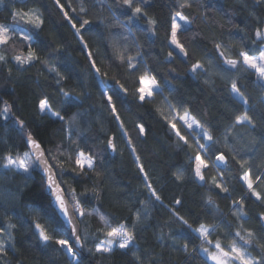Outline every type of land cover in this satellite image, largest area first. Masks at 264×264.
I'll return each instance as SVG.
<instances>
[{
	"label": "trees",
	"instance_id": "obj_1",
	"mask_svg": "<svg viewBox=\"0 0 264 264\" xmlns=\"http://www.w3.org/2000/svg\"><path fill=\"white\" fill-rule=\"evenodd\" d=\"M189 2L192 7L181 11L188 16L191 24L188 31L178 33V39L188 51L187 57H183L178 51L173 53L172 58L168 57L171 50L168 45V22L178 7V0H150L148 16L158 21L157 32L151 39L148 38V33L134 28L143 60L163 89L162 96L154 97L155 104L146 103L141 106L133 94L135 77L129 76L118 66L119 62L110 57V50L105 49V44L110 42L113 34L125 32L113 16L114 12L120 19H126L125 10L117 6L114 0H84V6L88 9L86 17L92 21L88 26L91 30H84V38L97 60V66L107 73L104 80L109 94L113 95L124 128L136 147L152 186L163 202L160 203L150 199L134 157L108 109L85 51L54 0H26V3L25 0H16V8L38 11L44 23L41 29H32L36 41L35 50L40 57L38 61L33 65L17 66L9 49L4 53L8 62L0 64V101L12 106L9 120L0 119V228L6 230L0 239L9 245L7 255L0 256V264H69L70 259L59 246L52 244L47 247L35 234L33 226L36 222L61 232L67 230L62 227L63 222L52 208L44 179L38 170L29 177L2 167V157L6 151L23 153L27 150L22 131L13 123L15 119L23 120L25 129L46 148L68 147L67 133L64 130L67 125L56 118L42 115L39 111V102L45 98L53 111L66 118L78 114L77 122L72 126V135L81 137L79 146L85 151L93 150L101 170L99 176L88 174L79 177L68 171L73 165L66 162L62 186L66 189L69 186L75 187L80 199L88 202L87 210L95 208L114 218L115 222H131L134 213L147 205L146 213H142V217L147 215V219H142L136 229V244L139 248L136 255L147 257L149 264L152 260L159 264H204L201 255L193 250L199 247L200 241L190 229L176 221L169 209H177L179 215L187 219L193 228L199 223L221 225L212 239H219L227 246L230 243V231L240 228L239 221L233 215V200L245 197L243 211L247 214L248 221L240 228L241 233L244 234V229H249L260 234L261 226L257 217L264 214V202L249 197L243 182L237 179L242 170L231 159L230 150L224 147L223 137L231 119L243 112V107L232 99L229 92V81L236 80L248 98L252 109L249 115L256 124V129L250 131L238 127L229 141L232 142L233 136L239 137L235 146L240 149L241 155L250 158L245 168L252 167L254 180L257 172L264 174V144L261 143V137H264V104L259 103L264 98V88L259 86L257 76L252 71H245L239 66L238 70L224 73L215 42H223L229 46L225 50V56L229 59H239L238 53L241 50L249 51L250 55H258L256 49L264 48V43L256 41L254 34L257 29L264 31V2ZM60 3L70 16L79 14V0H60ZM69 4L76 9V13L70 10ZM11 8V0H5L0 5V23L12 22ZM139 24L148 27L144 20H140ZM14 40V47L26 54L24 42L19 37H14ZM129 50L135 52L130 41ZM50 55L54 58L50 59ZM209 59L212 60L211 65L208 63ZM197 61L204 64L209 72L205 75L198 71L194 78L189 69ZM53 65L56 71H50ZM60 76L65 79L60 80ZM117 80L128 89L127 95L119 91ZM61 88L70 93L68 99L59 91ZM165 97L177 106L183 103L197 119L210 127L214 139L218 141L215 147L229 157L231 170L225 173L224 179L228 181L230 194L220 192L210 183L202 187L193 178L188 156L194 155V146H177L176 137L156 110L160 108L164 114L168 113L167 105L164 104ZM138 123L145 125L147 134L144 137L138 134L135 127ZM180 130L184 133L183 128ZM113 136L117 150L111 156L107 149V139ZM189 139L191 141V137ZM178 170L184 173L182 181L175 180L174 173ZM205 174L206 181H210L212 176H216V170L210 166ZM74 176L76 179H73ZM94 184L101 185L99 197L92 192ZM254 188L264 197V178L254 183ZM209 198L216 205L215 208L208 205ZM176 199L181 201V205L175 204ZM86 220L89 239L81 252L82 264H136L131 252L124 254L116 250L102 257L90 253L88 248L102 237L96 233L98 218L92 216L86 217ZM222 222L231 224L232 229L224 227ZM9 225H15V228H9ZM80 226L81 229L85 228L84 224ZM8 232L11 233V240ZM185 243L189 246L187 252L182 250ZM253 243L255 245L256 241ZM250 250L252 255H257L255 247ZM150 253H155V256H150Z\"/></svg>",
	"mask_w": 264,
	"mask_h": 264
},
{
	"label": "snow or ice",
	"instance_id": "obj_2",
	"mask_svg": "<svg viewBox=\"0 0 264 264\" xmlns=\"http://www.w3.org/2000/svg\"><path fill=\"white\" fill-rule=\"evenodd\" d=\"M59 11L62 13L64 19L69 23L70 27L74 30V35L77 37L79 43L82 45V50L85 51L88 63L97 76L98 83L101 87V93L107 101V106L111 112L117 127L121 131V135L125 140L130 152L134 157L136 167L139 169L141 178L144 180V186L148 190L150 199H154L157 202L163 203L160 196L156 192V189L152 186L148 173L145 170L144 164L141 162L140 156L137 154L136 147L133 145L131 138L128 136L127 130L124 128L123 121L121 120L120 113L117 110L114 103L113 95L109 94L108 87L105 84L104 77L107 76L106 72H102L101 68L97 66V60L93 57L92 51L89 49L88 43L84 38V30L92 24V21L86 17L88 9L84 6V0H79V14L70 16L69 12L65 10L64 5L60 3V0H54ZM257 3L264 2V0H256ZM5 0H0V5L4 4ZM26 3V0H25ZM114 3L122 7L125 10L126 19H120L113 12V16L116 23L120 25L125 32L115 33L112 35L109 43L105 44L106 51L110 50V57H114L119 62L129 76L135 77L136 87L134 89V96L141 106L144 104H155L154 99L157 95H163V89L156 79L155 74L148 67L147 63L143 60L140 52V44L138 38L134 34V28L136 30L148 33V38L151 39L157 32L156 19L148 16L147 9L151 6L150 0H114ZM12 8L10 10L11 23H0V64H6L8 62L7 56L4 54L11 49V58L17 66L33 65L35 61L40 59L35 50L36 41L32 29H41L44 23L41 14L34 10L29 9L25 11L23 8H16V0H11ZM192 7L189 0H178V7L175 12L170 16L168 22V45L171 49L168 52V57L172 58L173 53L177 52L183 57L188 56L184 44L178 39V33L188 31V25L191 24L188 16H186L181 9ZM69 8L73 13H76V9L69 4ZM111 11V8L109 9ZM85 14V15H80ZM140 20H144L148 27H142L139 24ZM28 25L30 27H23ZM79 25V26H78ZM90 31L91 29L88 28ZM14 37H19L25 44L27 52L23 50H17ZM255 40L264 43V31L257 29L254 34ZM129 41L135 47V52L129 50ZM215 48L217 50V56L222 61V71L224 73H230L233 70L243 68L245 71H252L257 76L259 86L264 88V48H257L256 54H249V51L241 50L238 53L239 59H229L225 56V50H228L229 46L223 42H215ZM54 58L50 55V59ZM48 63V61H45ZM209 65L212 60L209 59ZM11 71V70H9ZM50 71H56L53 65ZM190 73L195 78L198 71L205 75L209 70L204 67V64L197 61L192 64L189 69ZM235 74V73H233ZM57 75L60 74L57 72ZM65 77L60 76V80ZM206 83L208 81H205ZM59 83V80L57 81ZM229 92L232 99L243 107L241 114L235 115L231 119V122L224 130L223 144L231 152V159L235 160L242 170V174L237 177L243 182L246 187L249 197H254L257 201L264 202V197L261 193L257 192L254 188V183L264 178V174L256 173L255 180L252 178V167L245 168V165L249 164V159L241 155L240 149L236 148L235 141L239 139L238 136L232 137V142L229 141V137L238 128H247L250 131H255L256 124L253 122L249 112L252 109L249 107L248 98L245 96L241 87L238 86L236 80H230ZM118 89L121 93L127 95L128 89L116 81ZM65 99H68L70 93L64 91L63 88L59 89ZM259 103L264 104V98H261ZM164 104L167 105L168 113L164 114L162 109L157 108L162 118L171 130L172 134L176 137L178 145L185 148H193L194 155L188 156V161L192 165L191 172L193 178L202 187L207 186L209 183L214 188L219 189L222 193H229L230 189L227 186L228 181L224 179L225 173L229 172V157L223 151H219L215 147L218 143L214 139L213 132L210 127L201 120L197 119L191 111L180 103H172L167 97L164 98ZM0 119L4 121L9 120L12 106L7 102L0 101ZM39 111L42 115L46 114L49 117L63 121L67 127L64 129L67 133L68 147L64 148L57 146L55 149L46 148L43 143L34 138L30 131L25 129V122L23 120L15 119L13 123L16 127L22 131L24 135V144L26 151L23 153H13L6 151L3 159V169L8 171H15L21 175L27 174L29 177L32 172L37 169L42 173L44 178L45 190L52 198V202L58 216L62 217V227H66V231L61 232L59 229L45 226L40 222L34 224L35 234L38 240L45 246L50 247L52 244L59 246L60 250H63L66 255L69 256V264H82L81 252L85 248V242L89 239V233L87 231L86 217L95 216L99 220V225L96 228V233L102 237L98 241L94 242L91 248H88L90 253L99 254L104 256L105 254H112L116 250L122 251L124 254L131 252L135 257L136 264H149L147 257L136 255L139 248L136 244L137 225L142 222V219H147L146 213L147 205L144 208L134 213V219L131 222H115L114 218L110 217L106 213L99 212L93 208L91 210L86 209L87 201H82L77 195L75 187L69 186L67 189L62 186L64 183L63 177L65 175L64 164L71 162L73 167L68 171L76 173V176L83 177L88 174L94 176L101 175V170L97 163V156L92 149L85 151L84 148L79 146V140L81 137L72 135V126L77 122L78 114L70 116L61 115L59 112L52 110L51 105L47 98L41 99L38 105ZM264 120V117H262ZM179 123V126H178ZM138 134L144 137L147 134V130L143 123L135 125ZM181 128L184 129V133L181 132ZM191 137V141L189 139ZM261 143L264 144V137H261ZM75 145V148H73ZM107 149L111 153L116 152L115 137H109L107 139ZM61 156H65V159H61ZM212 167L216 170V176H212L210 181H206L205 170ZM76 176L73 179H76ZM175 180L182 181L184 179L183 171L178 170L174 173ZM219 177V179L217 178ZM100 184H94L92 192L96 197L100 195ZM245 197H241L239 200H233V215L236 216L240 223V228H243V224L248 221L247 214L243 211ZM208 205L213 208L216 207L214 202L209 198ZM176 205H181L179 199L175 200ZM71 205V207H69ZM173 217L190 229L196 238L200 241L198 248L193 249L201 255L204 264H264V214L257 217L260 222V234L258 235L253 230L244 229V234L241 233L240 228L230 231V243L224 246L219 239L215 241L212 237L215 235L221 225L205 223H199L197 227L189 223L187 219L179 215L177 209H169ZM79 221V223H77ZM80 224H84L85 228L81 229ZM223 224V222H222ZM224 227L232 229L231 224H223ZM9 228H15V225H9ZM6 230L0 228V236L4 234ZM9 240L12 239L11 233L8 232ZM162 240L163 237H160ZM256 241L255 245L253 241ZM239 241V242H238ZM3 239H0V256L7 255V248ZM188 244L183 245V251H188ZM256 248L257 255H252L250 249ZM150 256H155V253H150ZM151 264H159L158 261L152 260Z\"/></svg>",
	"mask_w": 264,
	"mask_h": 264
},
{
	"label": "water",
	"instance_id": "obj_3",
	"mask_svg": "<svg viewBox=\"0 0 264 264\" xmlns=\"http://www.w3.org/2000/svg\"><path fill=\"white\" fill-rule=\"evenodd\" d=\"M109 151V150H108ZM109 154L111 155V156H114L115 155V153L113 154V153H111L110 151H109ZM38 170V169H37ZM38 172H39V174L41 175V177L43 178V175H42V173L38 170ZM44 179V178H43ZM46 193H47V195H48V197L51 199V205H52V208L54 209V212L55 213H57L56 211H55V208H54V205H53V202H52V198L50 197V195H49V193L46 191ZM69 207H71V205H69ZM58 215V214H57ZM60 219H61V221L63 222V219H62V217H60V216H58ZM77 223H79V221H77ZM66 228V227H65ZM80 228H81V226H80Z\"/></svg>",
	"mask_w": 264,
	"mask_h": 264
},
{
	"label": "built area",
	"instance_id": "obj_4",
	"mask_svg": "<svg viewBox=\"0 0 264 264\" xmlns=\"http://www.w3.org/2000/svg\"><path fill=\"white\" fill-rule=\"evenodd\" d=\"M68 256V255H67ZM68 258H69V256H68ZM70 259V258H69Z\"/></svg>",
	"mask_w": 264,
	"mask_h": 264
},
{
	"label": "rangeland",
	"instance_id": "obj_5",
	"mask_svg": "<svg viewBox=\"0 0 264 264\" xmlns=\"http://www.w3.org/2000/svg\"><path fill=\"white\" fill-rule=\"evenodd\" d=\"M189 26V25H188ZM178 51V50H177Z\"/></svg>",
	"mask_w": 264,
	"mask_h": 264
}]
</instances>
